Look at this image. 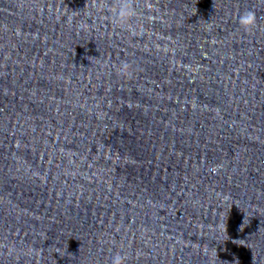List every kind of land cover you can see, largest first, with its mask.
<instances>
[{
    "label": "clouds",
    "instance_id": "1",
    "mask_svg": "<svg viewBox=\"0 0 264 264\" xmlns=\"http://www.w3.org/2000/svg\"><path fill=\"white\" fill-rule=\"evenodd\" d=\"M132 0H118L119 10L114 16V22L119 24H125L127 20L134 15V11L131 7ZM239 24L245 28V30H250L256 24V15L253 11L248 10L239 16ZM128 68L127 64L122 66V71H126ZM123 257L119 254L112 258V264H123Z\"/></svg>",
    "mask_w": 264,
    "mask_h": 264
}]
</instances>
